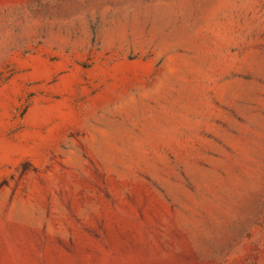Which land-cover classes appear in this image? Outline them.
<instances>
[{
	"label": "rangeland",
	"instance_id": "obj_1",
	"mask_svg": "<svg viewBox=\"0 0 264 264\" xmlns=\"http://www.w3.org/2000/svg\"><path fill=\"white\" fill-rule=\"evenodd\" d=\"M0 264H264V0H0Z\"/></svg>",
	"mask_w": 264,
	"mask_h": 264
}]
</instances>
